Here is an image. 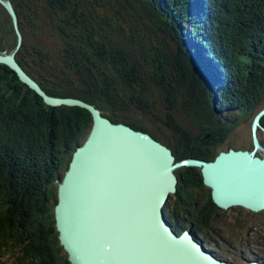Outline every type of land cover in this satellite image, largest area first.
Returning a JSON list of instances; mask_svg holds the SVG:
<instances>
[{
  "label": "trees",
  "instance_id": "obj_1",
  "mask_svg": "<svg viewBox=\"0 0 264 264\" xmlns=\"http://www.w3.org/2000/svg\"><path fill=\"white\" fill-rule=\"evenodd\" d=\"M11 1L18 28L0 1V54L16 49L19 31L16 59L49 95L82 99L114 123L150 133L170 146L177 161L214 160V148L242 123H253L264 108V0H136L164 41L168 44L170 36L177 43L169 56L160 41L153 44L142 29L126 34L89 0ZM124 2L125 12L134 11L133 21L149 27L135 2ZM143 67L149 74L161 70L165 82L156 83L165 102L174 110L186 108L199 130L196 137L165 122L181 133L166 140L129 118L133 108L147 110ZM171 68L181 74L176 85L166 83ZM183 90L190 100H176ZM230 111L232 116L224 119ZM92 125L88 109L48 105L15 70L0 63V264H71L56 227L58 184ZM175 173V202H168L166 215L203 231L212 228L221 208L211 188L207 194L201 191V169L185 166Z\"/></svg>",
  "mask_w": 264,
  "mask_h": 264
},
{
  "label": "water",
  "instance_id": "obj_2",
  "mask_svg": "<svg viewBox=\"0 0 264 264\" xmlns=\"http://www.w3.org/2000/svg\"><path fill=\"white\" fill-rule=\"evenodd\" d=\"M0 1L18 28L12 1ZM18 35V46L1 53L0 63L15 70L48 105L83 107L93 117L88 137L58 185L56 227L71 264H234L216 256L190 230L178 234L165 208L177 192L175 171L195 166L220 208L264 210V155H257L264 151L258 136L264 131V108L252 124L253 150L230 148L212 161H177L170 146L150 133L114 123L82 99L49 95L16 59Z\"/></svg>",
  "mask_w": 264,
  "mask_h": 264
},
{
  "label": "rangeland",
  "instance_id": "obj_3",
  "mask_svg": "<svg viewBox=\"0 0 264 264\" xmlns=\"http://www.w3.org/2000/svg\"><path fill=\"white\" fill-rule=\"evenodd\" d=\"M89 1H91L93 7L100 15H109L116 26H118L117 24H121V26L125 28L126 34H136L142 29L146 36H151L153 44L158 45L160 41L164 45L163 48L165 52L168 53V56L171 55L173 51H177V43L167 35L166 38L169 39L168 44L164 41L165 35L158 29L153 21L145 16L147 12L138 1L133 0L143 14V21L149 27H142L133 21L134 17L132 14H134V11L131 8L127 12L124 11L123 4H127L124 0ZM102 3L105 5H101ZM143 31H141L142 34H144ZM53 40L54 37L52 36L50 42L52 43ZM167 58L166 61L168 63H174L171 58ZM143 70L146 71L145 75L149 88L146 98L147 101H145L147 110L133 108L128 112L129 118L158 132L166 140H173V137L176 138L175 134L181 135V133L180 131L177 133H175L174 130L172 131L165 122L177 123V125L182 127L187 133L196 137L199 134V130L193 124V121H191L186 108L179 105V108L174 110L165 102V97L156 83L157 80L165 82L163 81V73L161 70L159 68L155 69L150 74L145 67H143ZM168 73L170 76L166 80V83L169 81L170 85L178 84V79H181V74L178 75L174 68H171V71ZM176 95V100H179V98L181 100L191 99V96H189L185 90H183V93L179 92V94L177 93ZM232 112L234 111H230L228 116L226 115L227 113H225L223 115L224 119L230 118ZM252 124V119L242 123L231 133L224 144L214 148L216 154L219 155L221 151H228L230 148L253 150ZM258 136L260 142L264 143V132L259 130ZM179 138V140L183 139V137ZM262 147L264 148V145H262ZM257 155H264V151H257ZM189 180L191 181L192 179ZM208 187L209 186L206 185L204 192ZM201 191L203 192V190ZM174 195L175 194L171 195L169 202H175V198H173ZM205 234L214 241L217 240L213 245L218 244L220 247H214L220 248V253L224 258L233 261L234 264H250V262L254 260L264 263V210L253 211L243 206H234L229 209L221 208L215 214L212 222V229L206 231ZM10 259L11 258L8 257V260Z\"/></svg>",
  "mask_w": 264,
  "mask_h": 264
},
{
  "label": "flooded vegetation",
  "instance_id": "obj_4",
  "mask_svg": "<svg viewBox=\"0 0 264 264\" xmlns=\"http://www.w3.org/2000/svg\"><path fill=\"white\" fill-rule=\"evenodd\" d=\"M190 149H192V150H199V151H201L203 148H205L204 146L202 147V146H192V147H189ZM205 187H206V185H205ZM208 188H210V187H208ZM208 188L205 190V192H204V194H207V190H208ZM172 224H173V227H174V229L175 230H178V229H183V231L184 230H190L192 233H193V235L200 241V242H202L203 243V245L207 248V249H209V250H211V251H213L214 252V254L216 255V256H218L219 258H221V259H224V260H228V259H226V258H224V256L220 253V248H218V247H220L217 243V245H213L215 242H217V240H213V239H211V238H209L206 234H205V232L206 231H209V230H211L212 228H208L206 231H203V230H201V229H199V227H197V228H195V223H191V222H187V223H185L183 220H180V219H173L172 220ZM214 246H218L217 248L216 247H214ZM230 261V260H229ZM231 262H233V261H231ZM262 262V261H261ZM234 263V262H233ZM263 263V262H262ZM264 264V263H263Z\"/></svg>",
  "mask_w": 264,
  "mask_h": 264
},
{
  "label": "bare ground",
  "instance_id": "obj_5",
  "mask_svg": "<svg viewBox=\"0 0 264 264\" xmlns=\"http://www.w3.org/2000/svg\"><path fill=\"white\" fill-rule=\"evenodd\" d=\"M222 209H223V208H222ZM227 261H229V260H227ZM254 261H258V260H254ZM254 261H251V262H254ZM251 262H250V263H251ZM261 263H262V262H261Z\"/></svg>",
  "mask_w": 264,
  "mask_h": 264
}]
</instances>
